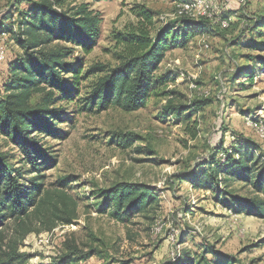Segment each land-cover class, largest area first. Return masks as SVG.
Wrapping results in <instances>:
<instances>
[{
  "label": "rangeland",
  "instance_id": "rangeland-1",
  "mask_svg": "<svg viewBox=\"0 0 264 264\" xmlns=\"http://www.w3.org/2000/svg\"><path fill=\"white\" fill-rule=\"evenodd\" d=\"M16 1L0 0V22L4 25L16 20ZM83 2L101 19L92 52L84 56L76 48L70 58L82 59L84 68L97 63L115 66L111 32L133 22L131 9L135 5L151 10L156 27L175 26L182 19L205 27L206 32L189 40L184 49L166 52L157 75L174 78L164 88L175 93L177 106L193 101L207 105L189 121L179 122L162 117L166 106L163 98L150 99L144 109L133 113L114 108L98 115L77 113L82 107L79 98L93 78L81 82L83 89L77 99L59 101L55 106L60 118L53 124L55 135L30 131L29 136L55 158L51 168L46 165L41 169L42 186L53 189L66 179V191L77 201V219L70 226L28 235L19 250L30 255L27 264H59L65 244L86 252L96 248L93 239L103 243L98 249L101 254L77 264H168L184 248L198 253L200 244L235 257L239 264H264V219L234 214L217 204L209 189L195 190L179 181L195 165L204 169L210 148L222 145L227 149L235 139L257 146L254 158L260 156V163H264V74L257 72L251 86L247 77L231 80L237 71L234 54L249 53L231 45L249 25L247 17L253 16L264 0H78L75 4ZM185 6L189 13L179 14ZM17 8L26 9L24 3ZM0 52L2 98L8 66L21 53L3 30ZM113 134H133L139 139L121 149L117 143H108ZM0 152L13 159L15 168L27 169L17 147L1 136ZM22 173L25 178L34 175ZM117 183L149 186L158 195L157 203L128 224L98 215L94 209L97 198L92 194ZM232 188L238 196H252L249 186L238 183ZM155 227H159L158 233ZM187 233L194 242L181 244V236Z\"/></svg>",
  "mask_w": 264,
  "mask_h": 264
},
{
  "label": "trees",
  "instance_id": "trees-1",
  "mask_svg": "<svg viewBox=\"0 0 264 264\" xmlns=\"http://www.w3.org/2000/svg\"><path fill=\"white\" fill-rule=\"evenodd\" d=\"M77 1L18 0L13 6L16 20L7 25L0 22V30L5 31L21 51L16 61L9 64L8 78L3 84L0 136L17 147L22 164L27 166L26 170L15 168L13 159L0 152V264H27L30 255L19 250L28 235L70 226L77 219V201L67 193L66 179L58 181L53 189L42 186L41 169L46 165L51 168L55 158L37 147L29 135L30 131L55 135L53 124L60 119L59 108L55 106L59 101L77 99L83 89L82 81L93 78L84 96L79 98L82 107L77 113L86 111L98 115L110 108L133 113L144 109L150 99L163 98L166 106L162 117L179 122L189 121L207 105L193 101L177 106L175 93L164 88L174 78L157 75L165 53L184 49L189 40L206 32L205 27L185 19L175 26L156 27L151 10L135 5L131 9L133 22L111 32L115 66L97 63L84 68L82 59L72 61L70 58L76 48L84 56L92 52L101 19L88 9L87 3L77 5ZM21 3L26 9L17 8ZM261 5L253 16L247 17L249 25L231 45L234 50L243 48L249 52L234 54L237 71L232 73L231 80L247 77L250 86L257 72L264 74V2ZM242 60L244 63L239 62ZM251 63L254 66H250ZM195 136L192 131L191 137ZM138 139L133 134H113L108 143L127 149ZM256 148L243 139H235L227 149L222 145L212 147L208 159L204 160V169L195 165L179 181L195 190L209 189L213 200L234 214L264 219V163H260V156L254 158ZM21 170L34 175L25 178ZM238 183L251 188L250 198L235 193L232 184ZM92 195L97 198L96 213L121 224L147 213L158 200L154 190L138 183H117L98 189ZM186 240L192 243L194 237L190 233L183 234L181 244ZM93 243L96 248L90 247L86 252L65 244V253L58 258V263L77 264L100 255L98 249L103 243L97 239H93ZM168 264L239 263L235 257L213 246L200 244L198 253L184 248Z\"/></svg>",
  "mask_w": 264,
  "mask_h": 264
},
{
  "label": "bare ground",
  "instance_id": "bare-ground-1",
  "mask_svg": "<svg viewBox=\"0 0 264 264\" xmlns=\"http://www.w3.org/2000/svg\"><path fill=\"white\" fill-rule=\"evenodd\" d=\"M188 5V4H187ZM199 5V4H198ZM187 9V6H185L184 8H183V10L181 11V12H179V14H181V15H187L188 13L185 11ZM188 10V9H187ZM190 10V9H189ZM202 15H205V13H202ZM225 26V25H224ZM0 54H1V52H0ZM154 231H155V233H158L159 232V227L158 228H156L155 227V229H154Z\"/></svg>",
  "mask_w": 264,
  "mask_h": 264
},
{
  "label": "built area",
  "instance_id": "built-area-1",
  "mask_svg": "<svg viewBox=\"0 0 264 264\" xmlns=\"http://www.w3.org/2000/svg\"><path fill=\"white\" fill-rule=\"evenodd\" d=\"M204 16H206V15H204ZM221 24L224 26L225 25V22H221Z\"/></svg>",
  "mask_w": 264,
  "mask_h": 264
}]
</instances>
